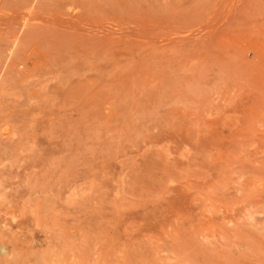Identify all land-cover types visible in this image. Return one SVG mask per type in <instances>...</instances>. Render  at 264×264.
Segmentation results:
<instances>
[{
    "label": "rangeland",
    "instance_id": "obj_1",
    "mask_svg": "<svg viewBox=\"0 0 264 264\" xmlns=\"http://www.w3.org/2000/svg\"><path fill=\"white\" fill-rule=\"evenodd\" d=\"M0 264H264V0H0Z\"/></svg>",
    "mask_w": 264,
    "mask_h": 264
}]
</instances>
